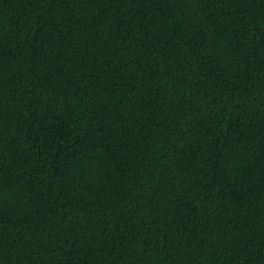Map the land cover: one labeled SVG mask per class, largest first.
Returning <instances> with one entry per match:
<instances>
[{
  "label": "trees",
  "instance_id": "16d2710c",
  "mask_svg": "<svg viewBox=\"0 0 264 264\" xmlns=\"http://www.w3.org/2000/svg\"><path fill=\"white\" fill-rule=\"evenodd\" d=\"M0 264H264V0H0Z\"/></svg>",
  "mask_w": 264,
  "mask_h": 264
}]
</instances>
